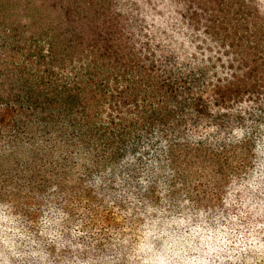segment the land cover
<instances>
[{
	"label": "trees",
	"instance_id": "obj_1",
	"mask_svg": "<svg viewBox=\"0 0 264 264\" xmlns=\"http://www.w3.org/2000/svg\"><path fill=\"white\" fill-rule=\"evenodd\" d=\"M0 187L44 197L65 248L0 264H104L78 203L149 238L183 202L208 227L186 264H216L237 199L264 216V0H0Z\"/></svg>",
	"mask_w": 264,
	"mask_h": 264
},
{
	"label": "rangeland",
	"instance_id": "obj_2",
	"mask_svg": "<svg viewBox=\"0 0 264 264\" xmlns=\"http://www.w3.org/2000/svg\"><path fill=\"white\" fill-rule=\"evenodd\" d=\"M9 167L4 162L3 171L7 172ZM2 191L0 187V193ZM168 199L165 198L164 202H168ZM44 201V197H40L37 192L29 197L23 192L20 198L15 195L9 201L0 200V229L5 231L4 236L0 237L1 253L8 251L20 259L29 252L33 255L38 253L34 248L50 250L48 247L51 246L57 255L65 252L61 245L63 236H56L49 231V222H52L50 217L55 213L52 208H46ZM241 201L242 198L237 199L234 207L228 209L227 219L222 221L224 229L221 230L228 235L219 244L218 253L215 252V260L218 259L216 264H264V234H261L264 231V216L254 215L253 210L240 205ZM78 205L71 217L80 218L78 224L89 229L85 233L87 244L94 250L102 247L105 261L109 264H155L159 255L163 257L164 264H186L187 256L190 257L208 229L199 217L190 213V205L186 202H183L182 209L173 208L167 203L150 212L157 219L149 238L143 237L144 232L140 234L141 228H137L134 223L132 227L131 218L123 211L110 210L106 219H102L106 223L96 225L95 221L100 220H95L98 214L95 213V206L86 205V208L84 203ZM148 210L143 208L140 213ZM27 212L35 213L34 217L29 218ZM60 221H63L62 218ZM83 238H70L76 244L74 253L82 252ZM89 256V261L93 260L92 264H102L100 262L104 255ZM73 259L78 260V257L74 256Z\"/></svg>",
	"mask_w": 264,
	"mask_h": 264
}]
</instances>
